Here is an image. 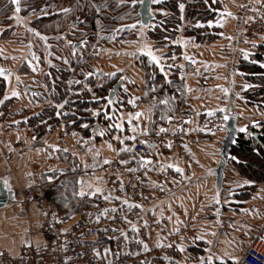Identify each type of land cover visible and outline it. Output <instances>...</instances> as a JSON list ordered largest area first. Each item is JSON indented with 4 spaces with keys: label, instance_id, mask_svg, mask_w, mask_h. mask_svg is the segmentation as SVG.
Segmentation results:
<instances>
[{
    "label": "crops",
    "instance_id": "0c3cea01",
    "mask_svg": "<svg viewBox=\"0 0 264 264\" xmlns=\"http://www.w3.org/2000/svg\"><path fill=\"white\" fill-rule=\"evenodd\" d=\"M218 1L221 7L216 10L214 19L200 24L220 28L218 38L198 41L193 35L187 36L184 31V7L179 8L182 22L174 29L175 34L171 37L166 36L162 40L154 38L151 33H155L156 25L167 31L165 20L171 14V10L160 7L159 11L154 9V12L160 14V23H153L150 29L148 28L149 30L140 28L139 37L128 42L126 48L122 49L123 51L119 54L111 46L101 50L103 67L109 77L112 73L124 74L121 73L123 69L134 80V83L130 85L132 96L129 98V104L131 108L129 110L122 108L121 114L114 119L117 131L113 136L115 141H112L105 138L95 139L102 135L100 127L95 129L94 134L92 129L89 136L76 130H68L64 119H61L53 130L46 132L38 140L34 139L35 136L32 137L33 128L27 122L29 116L35 111L52 106H56L59 114L64 103H56L48 96L47 91L33 96L25 90V85L18 81L26 76L24 75L26 72L29 74L34 72L31 64L33 67L44 64L43 68L68 66V69H73V60L75 64L80 65V63L77 62L75 54L66 59L59 57V62L50 60L56 58L51 54L39 60L40 55L37 53L41 49L37 52L35 50L38 64L34 60L19 57L18 54L22 55L24 52V44L28 45L29 51H32L31 46L34 47L33 43L30 45L24 41L23 37L27 18L17 14L15 9L10 7L8 0H0V69H3L0 72V78L5 81L4 94L0 98V177L6 179L16 193L15 200L9 201L5 207L0 208V250L6 249L17 254L24 243L31 239H40L37 233L39 225L55 211L52 206L51 191L45 188L46 181L61 183L63 177L69 174L68 171L75 169L72 164L76 162L80 167L76 179V195L81 198L79 195L81 191L84 192L83 196L102 192L106 184L100 166L104 161L121 154L123 161L130 163L127 154L132 149L130 146L132 139L153 132V124L156 121L167 123V120L173 121L181 114L178 112L189 111L192 117L184 125L178 124L177 127L194 137L196 135L192 141L196 161L194 165L186 166L190 169L187 174L184 166H179L182 171L178 170L180 175L176 178L171 199L178 200L188 210L192 209V215L200 222L197 224L199 230L196 238L192 242L186 240L181 246L179 263L176 262V264L216 263L211 260L213 255L209 254L208 249L214 237L215 244L222 242L220 240L222 237L220 228L224 223L222 219L226 218V212H233V204H229L223 209L221 217H217L215 208H213L217 202L214 194L215 176L210 169L218 158L217 146L223 136L222 130H214V127L220 123L217 114L222 115L234 110L241 112L245 109L243 107L245 105L248 106L247 109L256 108L255 110L262 111V118H264L263 108L245 104L242 96L244 91L256 87L257 84L246 79L239 70L241 58L255 51L257 43L264 42L263 38L254 44L248 43L242 31L244 24L252 17L259 0ZM170 29L173 28L170 27L168 30ZM20 32L21 35L18 34ZM95 44L99 43L94 42L91 45L89 42L84 53H87ZM149 52L158 60H153L148 55ZM140 54L144 55L145 67L149 66L158 71L165 80L171 82L177 79L181 82V86L177 89V100L171 96V103L176 108L174 113H170L171 119L161 121L160 115L156 118L153 115L155 108L159 110H163L162 107L167 108L170 103L168 100L144 99L147 73L146 68L141 67L136 61L137 55ZM124 57L129 59L126 67L122 66ZM260 64L264 66V63ZM80 74L82 75V71ZM87 85L91 88V85L88 83ZM85 87L83 85L79 90L84 91ZM13 93L19 94L13 95ZM98 107L100 106L94 107V111ZM110 107L111 110L114 109V106ZM205 113L207 116L203 118L202 114ZM209 114L211 117H208ZM143 120L150 121L148 127L144 129L140 126ZM125 126L129 132L124 138L130 140V143L119 144V138L121 133L125 132ZM173 127H176V123ZM22 135L25 136L24 140H20ZM20 143L26 150L23 154L17 152ZM97 150H101V157L96 156ZM11 151L16 152V155L8 158L7 154ZM172 158V154H160L163 162L170 163ZM23 192H30L31 197L26 199ZM187 193H189L187 196L189 200L184 197ZM191 200L195 201L194 205H190ZM239 209H244V207ZM263 220L264 217L259 230ZM144 223L145 221L137 219L133 225L128 226L126 231L136 235ZM258 231L253 232L252 236L246 235L244 248L240 245L239 252L250 244ZM239 234L242 235L241 232ZM164 239L165 235H162L157 245H160ZM194 241L200 242L199 249H204V252L200 258L190 261L187 257V249L194 245ZM224 254L227 259L228 253L224 252ZM241 254H239V259ZM215 258L218 262L226 264L224 257L215 255Z\"/></svg>",
    "mask_w": 264,
    "mask_h": 264
},
{
    "label": "trees",
    "instance_id": "16d2710c",
    "mask_svg": "<svg viewBox=\"0 0 264 264\" xmlns=\"http://www.w3.org/2000/svg\"><path fill=\"white\" fill-rule=\"evenodd\" d=\"M8 2L11 5L10 7L15 9L12 1L8 0ZM155 4L154 1L153 12L159 6V8L171 10L172 13L165 20L167 31L162 30L158 25L155 26V33H151V35L156 39L162 40L166 36L171 37L175 34L174 29L182 22L179 8L184 4L183 21L185 20L184 31L187 36L193 35L198 41H203L218 38L220 35V28L200 25L214 19L217 13L216 10L221 7L218 0H159L156 6ZM38 5L41 7L40 11L29 15L30 11ZM154 13L156 14V20L151 22L149 29L153 23H160V14ZM24 14L28 15L25 23L27 26H25L26 29L24 31L26 41L30 44L33 43L34 47L36 46V52L39 51L37 48L40 49L38 44L45 41L46 37L50 40L56 35L65 33L67 39L70 38L68 33L72 34L74 31H79V34L77 37L74 35L73 42L82 40L85 37L88 39V43L92 41L91 45L96 40L99 44H101L100 42H109L113 38V33L117 32L121 26L134 28L133 26H136L135 24L140 18L138 5H135L133 0H20L19 15L24 16ZM186 19L189 22H186ZM75 21L78 23L73 26L72 23ZM170 27L173 29L168 30ZM84 50L85 48L82 49V54ZM38 54L40 55L39 60L42 59V51H39ZM76 55L78 56L79 54L76 53ZM136 61L140 63L141 67L146 68V95L144 99L155 98L157 101L166 99L170 102L167 108L162 107L163 110L155 108L153 111L154 117L156 118L163 113L170 114L175 112L176 108L171 103V98L173 97V99L177 100V89L181 86V82L177 79L171 82L165 80L158 71L149 68V66L145 67L143 54L137 55ZM259 62L264 63V42L257 43L255 51L241 58L239 70L246 79L257 84L256 87L244 91L242 96L245 104L249 106L257 105L264 109V66ZM75 63L73 60V69H59L56 66H49L45 69L46 72L43 73V77L44 81L48 78L46 82L48 96L56 103L63 102L65 111L61 110L58 114L56 106H52L33 112L27 119L30 127L33 128L32 137L35 136L34 139L38 140L46 132L53 130L61 119H64L68 130H76L83 135L89 136L91 135V130L99 125L103 134L95 136V139L105 138L115 141L113 136L117 131V127L114 119L121 114L120 110L122 108L126 110L131 108L129 104V98L132 96L130 85L133 83L128 86V90H121L109 104L106 96L119 76L112 73L109 77L106 72L104 78L101 79L99 77H89L88 73L82 72V75L80 74L79 78L74 80L72 78L74 77L73 75L75 73L79 74L81 72H79L80 67L83 66V63L80 65ZM85 83L90 84L92 90H79ZM4 89L5 81L0 78V98L4 94ZM46 91L43 90V93ZM97 105L100 107L94 111V107ZM111 105L114 106L112 110ZM70 111L72 113L65 114V112ZM217 115L218 118L221 116ZM206 116V113L202 114L203 118ZM208 117H211V115L209 114ZM184 124L185 122L181 125ZM258 127V130L264 133V120ZM124 130L125 132L120 135L119 144L130 143V140L124 138L126 137L125 134L129 132L127 126H125ZM214 130H221V128L216 125ZM232 154L238 160L233 162L235 169L238 170L240 175L251 181V183H247L245 190L242 189L239 195H235L241 201H246L258 188L259 184L264 183V136L260 137L258 141L241 134L237 144L232 148ZM127 156L130 158V163L123 161L127 166L141 167L149 164L143 160L144 156L136 154L133 149L129 151ZM78 165L76 162L72 164L75 169L69 170V174L63 177L61 183L45 182L47 184L45 188L51 191L52 206L55 211L71 215L89 205L88 203H82L81 198L75 193L77 173L80 168ZM44 178H46L45 175ZM244 204L245 202L237 204L236 209L244 207ZM194 242V245L187 249V257L190 261L200 258L204 252V249H199L201 246L199 245L200 242ZM180 254V251H172L168 252L167 256L174 258L173 262L179 263ZM215 264L225 263L216 262Z\"/></svg>",
    "mask_w": 264,
    "mask_h": 264
},
{
    "label": "built area",
    "instance_id": "2783aa9c",
    "mask_svg": "<svg viewBox=\"0 0 264 264\" xmlns=\"http://www.w3.org/2000/svg\"><path fill=\"white\" fill-rule=\"evenodd\" d=\"M39 9L37 6L35 12ZM242 31L248 43L264 38V0L258 1ZM130 34L129 28H123L114 41L125 44ZM83 61L98 66L101 55L93 49ZM181 117L179 114L177 118ZM149 123L143 120L140 126L144 129ZM174 124L175 120L165 124L156 121L153 132L132 140L131 148L138 155L151 156V163L127 166L121 154L104 161L100 166L106 184L104 191L83 196L82 203L89 205L71 215L54 212L39 225V240L24 243L17 254L0 250V264H176L174 258L167 256L168 252L180 251L186 240L192 242L200 221L192 215V209L171 199L180 175L179 166L183 165L187 174L190 169L186 166L196 161L194 135L174 128ZM163 126L166 131L161 132ZM24 139L22 135L20 140ZM17 152L25 153L24 145L20 143ZM96 152V156H102L101 150ZM163 153L172 154L170 163L160 159ZM15 155L11 151L7 157ZM23 194L26 199L31 197L30 192ZM188 194H184L187 200ZM137 219L145 223L136 235L128 233V226ZM162 235L165 239L157 245ZM237 264H264V220Z\"/></svg>",
    "mask_w": 264,
    "mask_h": 264
},
{
    "label": "rangeland",
    "instance_id": "374dc122",
    "mask_svg": "<svg viewBox=\"0 0 264 264\" xmlns=\"http://www.w3.org/2000/svg\"><path fill=\"white\" fill-rule=\"evenodd\" d=\"M154 1L156 4H158V2H159V0H154ZM156 4H155V6H156ZM183 7L185 8V4ZM155 9L157 11H159V6H157ZM32 10L30 11L29 15L35 14V12ZM24 16H23L24 18L28 17V15H26V14H24ZM186 22H189V20L186 19ZM24 25H26V24H24ZM123 28H129V27L121 26V28H119L117 32H119ZM129 29L131 30V36L129 37L128 42H131V41H134V39L139 37V35L141 34L140 33L141 30H140V27L138 25L134 26V28H129ZM117 32L113 33V38L109 42H107V41H105L103 43L100 42L101 44H97V45L98 46L104 45L103 48H105L107 46H111L119 54V52L123 51L122 49L126 48L125 46L127 45V43L119 45L114 41V35ZM18 34L21 35V32ZM78 34H79V31H74L72 34L68 33V35L71 39L70 38L66 39L67 35H65V33L52 37L51 39H53V40H51V39L48 40V38L46 37L45 41L40 42L38 45H40L39 48L41 49L43 56L48 57L51 54V56H55L56 58H52L50 60H55V62H59V60H60V59H58L59 57L66 59L68 56L71 55V53H72V55L74 54L72 43L74 41V35H75V37H77ZM23 37H24V41H26L25 40L26 37H25L24 32H23ZM96 42H97V40H96ZM84 48L86 49L87 45H85ZM28 49H29L28 45L24 44V52L22 55L18 54V56L21 58H23V57L27 58L29 60H34L37 63L36 57H35V50L36 49L33 46H31L32 51H29ZM37 50H38V48H37ZM123 60H124V62L122 64V66L126 67L129 59L124 57ZM47 62H49V61H47ZM32 65L33 64H31V68L34 72H36L37 80H36V77L32 78V77H30L29 72H26V74H24L26 76H24V78H22L18 82H20L23 85H27V84H29L28 82L31 81L34 86L39 85L41 88L44 86L46 88L47 85L45 83L48 81V78H46V81L44 82L45 79L43 77V73L46 72L45 71L46 68L42 67L44 64H38L37 66L35 65L36 67H33ZM59 66H64V65H59ZM91 67H92L91 65L86 64V65L81 66L80 69L82 72H88V71H90ZM57 68L67 69L68 66L57 67ZM121 73H124V74H120L117 76H121V75L128 76L127 73H125L123 69L121 70ZM113 74H115V73H113ZM73 76L74 77H72V78H74V80L76 78H79L78 73H75ZM243 107H245V109L242 110L243 114H241V117H243L242 122H249L250 123L251 121H254V120H259V119L264 120V118H262V116H263L262 111L260 112L259 110H255L256 108L247 109L248 106H245V105ZM172 113H174V112H172ZM170 115L171 114L163 113L162 115H160V118L162 120H167L170 117ZM217 161H218V158L213 163L216 164ZM234 166L235 165H233V163L230 162L228 168L226 169V177H225L224 188H223L222 193L218 196V195H216V191L214 192L216 202L221 201L224 206H227L229 204H233L232 205L234 207L233 212H226L227 213L226 218L222 219V220H224V223L222 224V226L220 228V232L222 234V237L220 240H222V242L220 243V241H219L218 243L215 244V242H214L215 237H214L213 243L210 244V247L208 249L209 254L213 255V257H211V260H214L215 262H218L217 259L215 258V255H217L218 257L222 256L225 259L224 255H226V254H224V252H227L228 258L225 259L226 264H236L237 263L236 261L239 259V254H241V252H242L241 250L239 252V246L241 245V247H243V245L245 244L246 235L252 236L253 232H256L259 230L262 219L264 217V210H263L264 209V183L259 184L258 188L251 194L249 199H247L246 201H241L240 199L236 198L235 196H233L231 198V196H230L231 192L242 190V189L245 190L247 183H244V181H249L245 177L240 175L238 170H236ZM230 201H232V202H230ZM241 202H245L244 209H236L237 204H241ZM194 203H195L194 200L190 201V205H194ZM226 221H227V223H225ZM245 230H247V231H245ZM239 232H241L242 235H240ZM243 248H241V249L243 250ZM234 257H236L238 259H234Z\"/></svg>",
    "mask_w": 264,
    "mask_h": 264
},
{
    "label": "water",
    "instance_id": "95a60500",
    "mask_svg": "<svg viewBox=\"0 0 264 264\" xmlns=\"http://www.w3.org/2000/svg\"><path fill=\"white\" fill-rule=\"evenodd\" d=\"M15 6V10L17 4L14 0H11ZM135 5H138V13L140 18L137 20L135 25L140 26L141 30L147 29L151 22L156 20V14L153 12V4L154 0H137ZM19 7H20V0H19ZM17 12V11H16ZM17 13H20L17 12ZM77 21L73 22L72 25L76 26ZM87 38H84L79 41H75L72 43L73 52H78L79 54L82 53V48L87 43ZM89 77H99L104 78L105 71L103 69H95L88 73ZM134 83V80L130 76H121L118 80L113 84L110 88L106 99L108 101H113L114 98L118 95L121 90H128V84ZM25 90L30 92L32 95H39L41 94V90L33 89L29 85L25 86ZM70 112H65V114H70ZM227 117V119H225ZM222 121V129L225 132L223 139L221 140V146L219 148L220 158L217 162V165L210 169V172L215 175V184L217 188V195L221 194L223 190V183L226 176V169L229 166L230 162H237V157L232 154V148L237 144L239 136L246 135L256 140H260V137L264 136L262 131L256 129L257 125L262 123L261 120H255L251 123L239 124V116L237 111H232L231 113H225L221 116ZM100 126L97 125L93 129V134L95 133V129L99 128ZM165 129V128H164ZM150 146H153V142H148ZM143 160L146 162H150L152 160L151 157H144ZM7 180L0 177V208L5 207L9 201L16 199L15 191L9 186V183H5ZM241 191L233 192L231 195L240 194ZM222 204L221 202L217 205V216L220 217L222 213Z\"/></svg>",
    "mask_w": 264,
    "mask_h": 264
},
{
    "label": "snow or ice",
    "instance_id": "6c2138e0",
    "mask_svg": "<svg viewBox=\"0 0 264 264\" xmlns=\"http://www.w3.org/2000/svg\"><path fill=\"white\" fill-rule=\"evenodd\" d=\"M14 2L17 4L16 11L19 12V11H20L19 0H14ZM135 2H136V0H133V3H135ZM181 7H183V5H181ZM18 19H19V18H18ZM133 27H134V26H133ZM33 31H35V30H33ZM148 55L151 56V58H152L153 60H158V58H157L156 56H154L151 52H149ZM2 71H3V69H0V72H2ZM246 87H247V85H246ZM18 94H19V93H13V95H18ZM109 103H111V101H109ZM137 115H139V113H137ZM169 119H171V117H169ZM225 119H227V117H225ZM160 131L163 132V131H166V129L161 128ZM101 134H103V133H101ZM170 146H171V145L169 144V147H170ZM173 167H175V165H173ZM178 170L182 171V169H178ZM49 179H51V177H49ZM5 183L7 184L8 182L6 181ZM244 183H251V181H244ZM97 191H99V189H97ZM79 195L83 196V195H84V192L81 191V192L79 193ZM105 211H107V210H105ZM65 231H66V230H65ZM234 259H238V258L234 257Z\"/></svg>",
    "mask_w": 264,
    "mask_h": 264
},
{
    "label": "flooded vegetation",
    "instance_id": "af4514ba",
    "mask_svg": "<svg viewBox=\"0 0 264 264\" xmlns=\"http://www.w3.org/2000/svg\"><path fill=\"white\" fill-rule=\"evenodd\" d=\"M223 191V190H222ZM222 193V192H221ZM232 193V192H231ZM231 193H230V196H231ZM223 208H225V207H223Z\"/></svg>",
    "mask_w": 264,
    "mask_h": 264
}]
</instances>
